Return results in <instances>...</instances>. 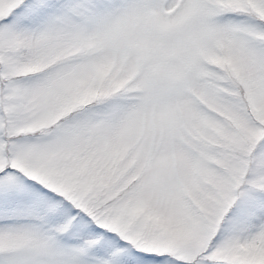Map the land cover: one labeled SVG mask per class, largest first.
Masks as SVG:
<instances>
[{
    "label": "snow or ice",
    "instance_id": "obj_1",
    "mask_svg": "<svg viewBox=\"0 0 264 264\" xmlns=\"http://www.w3.org/2000/svg\"><path fill=\"white\" fill-rule=\"evenodd\" d=\"M0 264H264V0H0Z\"/></svg>",
    "mask_w": 264,
    "mask_h": 264
}]
</instances>
